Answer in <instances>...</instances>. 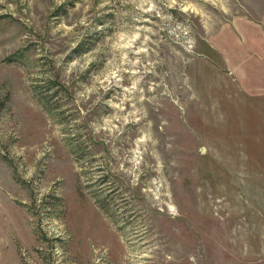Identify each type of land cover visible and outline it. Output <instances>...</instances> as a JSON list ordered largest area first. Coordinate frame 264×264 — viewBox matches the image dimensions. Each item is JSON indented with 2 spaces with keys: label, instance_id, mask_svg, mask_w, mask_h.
Instances as JSON below:
<instances>
[{
  "label": "rangeland",
  "instance_id": "374dc122",
  "mask_svg": "<svg viewBox=\"0 0 264 264\" xmlns=\"http://www.w3.org/2000/svg\"><path fill=\"white\" fill-rule=\"evenodd\" d=\"M240 32L264 0H0V264H264Z\"/></svg>",
  "mask_w": 264,
  "mask_h": 264
},
{
  "label": "crops",
  "instance_id": "0c3cea01",
  "mask_svg": "<svg viewBox=\"0 0 264 264\" xmlns=\"http://www.w3.org/2000/svg\"><path fill=\"white\" fill-rule=\"evenodd\" d=\"M241 36L232 43V48L221 50L223 54L224 65L227 70L240 75L243 84H250L251 76H255L258 68L264 70V38L255 36L249 38L240 32ZM240 83V80L238 79ZM257 80L254 79L253 84ZM241 84V83H240ZM239 92L241 89L238 90ZM245 92H254V90L245 89Z\"/></svg>",
  "mask_w": 264,
  "mask_h": 264
}]
</instances>
